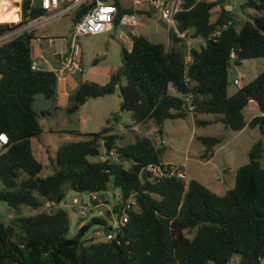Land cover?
Segmentation results:
<instances>
[{
    "label": "trees",
    "instance_id": "obj_1",
    "mask_svg": "<svg viewBox=\"0 0 264 264\" xmlns=\"http://www.w3.org/2000/svg\"><path fill=\"white\" fill-rule=\"evenodd\" d=\"M94 2L81 3L74 21ZM113 2L118 20L129 9ZM180 4L174 14L177 28L204 39L190 47L188 65L185 53L175 46L131 33V48L121 44L120 64L108 80H79L68 93L66 106L74 111L89 97L118 90L119 109L98 130L83 133L86 137L63 141L50 159L53 170L47 175L39 174L42 163L32 152L31 137L42 131L32 103L36 94L55 97L57 74L31 67L33 29L0 43V131L8 136L0 149V200L13 207L57 203L67 182L78 191H96L97 204L104 202L99 192L109 184L120 188L113 206L118 223L115 228L106 226L110 231L106 239H82L91 224L106 225L100 215L91 216L67 236L69 217L59 207L0 221V264H214L235 253L238 264H264V68L235 91H227L232 64L264 56V0H244L243 19L226 0H180ZM250 8L253 12L247 11ZM45 10L37 0H21L19 19L0 21V33ZM216 30L219 33L211 36ZM168 35L179 39L173 30ZM188 93L193 95L192 109L185 103ZM250 100L259 113L246 119L243 109ZM122 110L130 112L133 122L152 119L157 124L188 111L194 121L205 124L209 120L198 118L199 113H219L215 121L234 130L258 126L262 135L251 144L248 160L236 168L234 185L219 194L196 178H159L146 170V165L161 162V148L148 135L120 143L112 122L119 120ZM199 139L201 156L209 158L223 136ZM102 146L114 148L116 158L97 159ZM132 191L135 201L122 223V209Z\"/></svg>",
    "mask_w": 264,
    "mask_h": 264
},
{
    "label": "rangeland",
    "instance_id": "obj_2",
    "mask_svg": "<svg viewBox=\"0 0 264 264\" xmlns=\"http://www.w3.org/2000/svg\"><path fill=\"white\" fill-rule=\"evenodd\" d=\"M20 1L21 0H12L14 6L9 8H3L2 3H0V21H17L19 19L17 12H20ZM243 1L244 0H229L238 19H243L245 17V14L240 7V4ZM247 11L253 12V9L250 8L247 9ZM69 13H64L57 18L38 24L37 26L39 29H37V32L40 33L45 27H52L55 23H59L58 27L55 28H62L61 26H63V29H65L71 22ZM160 26L159 33L156 36H153L152 40L161 41L167 44V36L164 26L162 24H160ZM103 34H83L76 38L82 51L81 55L84 67L90 62H95V58L97 57H99V59L96 62L103 63V59L100 57L101 52H98V50L104 48ZM47 39H51V36L47 37ZM68 39H70L69 35ZM114 45L117 47L116 51L113 50L115 47ZM109 48L107 54L108 58L106 60L111 64L120 62V46L117 44V41L115 40L114 44H111ZM263 68L264 56L247 57L243 58L239 64H232L228 69L227 91L229 93L235 91L238 86L251 80ZM234 77L238 78V83L233 82ZM113 95L116 94L105 96V98L102 96L88 100L84 106H81L82 108H80L84 113L81 116L86 119L84 121H82V119L79 121L77 115L75 116L74 114L70 122L71 125L75 126L76 123L82 122L84 123L86 130H97L101 125L100 111L102 110V107L93 101L94 99H107L110 97L111 101L107 104L108 107L116 108L118 103H114L115 101L113 102ZM118 109L119 107L114 111H117ZM114 111H111L110 114ZM243 112L245 118L248 119L259 113V109L256 106L255 101L251 100V102L244 107ZM120 113L121 119L119 118V123L122 126L124 122H131L129 111L122 110ZM217 115H219V113H199L197 115L198 118L209 120V122L205 124H199L194 121L195 116L189 111L183 116L165 118L160 124H157L152 119H147L143 122H138V124L135 123L133 128L126 134L119 132V141L120 143H128L144 135L150 136L161 148L159 155L162 161H168L170 162L169 164L184 171L186 179L196 178L213 191L221 194L234 185L236 168L248 160V150L251 144L262 134L258 126H245L242 130H234L225 126L221 121H213L212 118ZM200 135L223 136L222 143L215 146L214 153L209 158H203L201 156L203 144L199 139ZM82 137L86 136L82 135ZM78 138H81V136ZM39 158L43 162L39 174L47 175L51 173L53 169L50 161L45 156ZM90 158L96 159L95 156H90ZM1 186L2 182L0 180V187ZM62 186L65 194L59 202L54 203V207L52 204L47 203V201L37 208H32L26 204H21L20 207H13L5 201L0 200V221L7 223L15 215L33 214L41 209L49 210L50 208L54 209L59 207L64 209L69 217V230L67 236L74 235L83 223L89 221L91 216L100 215L105 219L106 225L97 222L91 224L83 233L82 239L85 240L91 237L95 240L108 238L110 231L106 226L115 228L118 223L117 213L113 211V206L119 201L120 188L118 186L113 187L109 184L106 190L99 192L104 197V202L100 200L97 204L93 205L86 215L81 216L78 214L76 206L72 203V198L77 197L81 202H86L89 200L87 191L73 189L67 182H64ZM232 259V264H238L239 254H233Z\"/></svg>",
    "mask_w": 264,
    "mask_h": 264
},
{
    "label": "crops",
    "instance_id": "obj_3",
    "mask_svg": "<svg viewBox=\"0 0 264 264\" xmlns=\"http://www.w3.org/2000/svg\"><path fill=\"white\" fill-rule=\"evenodd\" d=\"M37 1L39 2L40 0ZM89 1L91 0H83L81 3L87 4ZM101 1L106 3H114L113 2L114 0H101ZM118 1L122 7L129 9V11L126 13L131 15L130 18L133 19V22L121 23L118 18V20H113L108 25V28L106 30L99 33H91V34L105 33L102 35V38L104 40V44H103L104 48L98 50V52H101L100 57L101 59H103V63H97L96 61L99 59V57H97L95 58V62H90L86 67H84L82 63V55H81L82 68L79 72L66 73L62 77L57 76V92L54 98H48L40 94H36L34 96L32 105L34 110L37 112V118L42 127V131L39 134L31 137V147L34 156L39 161H41V163L43 162L39 157L45 156L50 161V159L54 157L58 146L63 141L69 139H78V137L80 136L82 137L84 132L95 131V130H86V128L84 127V123L82 122H79L80 124L76 123L75 126L71 125L70 123L74 114L75 116L77 115V119L79 121H81V119L82 121L86 119L85 117L81 116L84 113L80 110V108H82L81 106H84V104L88 100H90L91 98H97L102 96L105 98V96H111L112 94H116L113 95L112 99L113 102L115 101L114 103L116 102L118 103L117 107H119L121 96L118 90H115L105 95L89 97L82 104L78 105L74 111L66 110V106L68 105V93L75 89L79 80H93L100 83H104L108 80L110 72L113 69H115L117 66H119L120 62H115L114 64H111L106 60L108 58L107 55L108 51L110 49L109 46H111V44H114L115 40L117 41V44L120 46V51H121V44L124 45L127 49H130L132 45L131 33H140L152 40L153 36H156L159 33V30L161 28L160 24H162L164 26L167 36V44H165L167 47L173 45L179 50H181L183 53H185V55H189L190 47L196 44L194 38L189 39V41H185L184 39L181 38L175 41L171 39L168 35V30L165 22L160 17L156 9L149 5L148 0H118ZM80 4L75 8H73L72 10H70L69 11L70 13L67 12L69 13V18L71 19V22L69 25L66 26L65 29H63V26H61L62 28H55L58 27L59 23H55L54 25H52V27H45V29L40 33L37 32L38 31L37 29H39L38 26L33 28L35 37L31 41V55L33 60L36 61L37 68L53 69L56 72V69L61 65V61L64 54L63 50L68 48V44H69L68 35L71 26L74 23L75 12L79 8ZM226 4L233 10V7L229 3V0H226ZM19 13L17 12L18 18H19ZM50 36L51 39H47V37ZM114 46L115 47L113 50L116 51L117 47L116 45ZM104 98L94 99L93 101L94 103H96L97 105H101L102 107V110L100 111L101 113L100 127L105 124V118L109 116L110 112L117 109V107L116 108L108 107L107 104L111 101L110 97H108L109 99L108 98L104 99ZM250 102L251 100L247 104H249ZM119 120L112 122L114 131L117 133L123 132L124 134H126L133 128L135 123L138 124V122H133V120L131 119L132 123L124 122L122 126L119 123ZM212 120L215 121V117L212 118ZM214 150H215V146H214ZM162 162L170 163L168 161H162ZM47 203L50 202L47 201ZM50 204L54 205V203H50Z\"/></svg>",
    "mask_w": 264,
    "mask_h": 264
},
{
    "label": "built area",
    "instance_id": "obj_4",
    "mask_svg": "<svg viewBox=\"0 0 264 264\" xmlns=\"http://www.w3.org/2000/svg\"><path fill=\"white\" fill-rule=\"evenodd\" d=\"M83 0H40L39 3L46 9L44 13L31 19L19 26L13 27L3 33H0V43L15 34L23 31L30 30L35 28L40 23L52 20L58 16L69 12L76 6H78ZM92 7L79 19L74 21L69 32V44L68 48L63 51V58L61 65L56 69V74L59 77L64 76L66 73H75L79 72L82 68L81 66V48L77 43L76 38L79 35L90 34V33H99L108 28V25L114 20L116 14L118 13V8L114 3H106L101 0H94ZM150 6L154 7L159 13L160 17L166 24L167 30H173L177 37L189 41L192 37L186 30H179L176 26L174 14L177 10L180 9L181 4L180 0H148ZM131 15L122 12L119 16V21L121 23H131L133 19L130 18ZM219 30H216L211 34H218ZM195 43H202L204 39L195 37ZM186 66L190 60L189 55H185ZM32 68H37L36 61L31 62ZM238 78L234 77L233 82L238 83ZM185 103L189 109L194 107L193 104V95L188 93L184 97ZM8 142V136L5 131H0V149L4 148V145ZM116 150L114 148L106 149L103 146L101 147L99 153L97 154V159L106 160L116 158ZM145 169L148 170L155 177H168L171 175H176L180 177H185L184 171L179 170L177 167L165 163H150L145 166ZM89 195V200L86 202H81L79 198L73 197L72 203L76 206L77 212L79 215L84 216L88 211L95 205L93 199L97 198L96 191H87ZM135 197L134 192H130L129 196L125 200V205L122 209V216L120 221L123 223L127 219L126 209L130 204L134 203ZM232 256L225 260L224 264H232Z\"/></svg>",
    "mask_w": 264,
    "mask_h": 264
},
{
    "label": "bare ground",
    "instance_id": "obj_5",
    "mask_svg": "<svg viewBox=\"0 0 264 264\" xmlns=\"http://www.w3.org/2000/svg\"><path fill=\"white\" fill-rule=\"evenodd\" d=\"M0 3H2L3 8L14 6L12 0H0Z\"/></svg>",
    "mask_w": 264,
    "mask_h": 264
},
{
    "label": "water",
    "instance_id": "obj_6",
    "mask_svg": "<svg viewBox=\"0 0 264 264\" xmlns=\"http://www.w3.org/2000/svg\"><path fill=\"white\" fill-rule=\"evenodd\" d=\"M225 260L221 261V262H215L214 264H224Z\"/></svg>",
    "mask_w": 264,
    "mask_h": 264
}]
</instances>
